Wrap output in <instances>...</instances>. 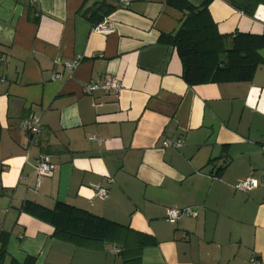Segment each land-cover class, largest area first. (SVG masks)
<instances>
[{
  "label": "crops",
  "instance_id": "0c3cea01",
  "mask_svg": "<svg viewBox=\"0 0 264 264\" xmlns=\"http://www.w3.org/2000/svg\"><path fill=\"white\" fill-rule=\"evenodd\" d=\"M121 1L0 0L3 264L27 256L34 264H123L110 249L124 236L56 233L21 209L27 200L65 202L147 234L153 243L140 264H248L253 256L264 264V63L250 81L188 85L176 49L160 39L177 31L184 12L167 0ZM208 10L220 34L264 32V2L252 15L227 0H211ZM103 22L110 33L92 31ZM107 76L121 81L117 93L85 91ZM32 116L42 122L35 136L20 126ZM164 139L184 145L163 148ZM40 153L51 156L49 175L38 173ZM249 175L261 185L234 189ZM170 207L197 215L171 224Z\"/></svg>",
  "mask_w": 264,
  "mask_h": 264
},
{
  "label": "trees",
  "instance_id": "16d2710c",
  "mask_svg": "<svg viewBox=\"0 0 264 264\" xmlns=\"http://www.w3.org/2000/svg\"><path fill=\"white\" fill-rule=\"evenodd\" d=\"M195 6L191 0H167L184 12L176 32L162 34L160 39L173 46L183 65V78L188 85L228 80L250 81L264 58L258 50L264 48V32L254 34L236 31L220 34L216 28L208 4ZM235 9L252 15L264 0H227ZM220 167L217 171L219 174ZM21 209L28 214L52 225L56 233L87 240L104 241L110 232L124 236L121 254L123 264H140L142 249L152 244L147 234L135 233L129 227L109 221L89 211L58 201L47 208L33 201H25ZM134 232V236L133 235ZM132 237V239H131ZM6 256L5 246L0 248V264ZM35 258L27 256L22 264H34ZM10 264H21L12 260Z\"/></svg>",
  "mask_w": 264,
  "mask_h": 264
},
{
  "label": "built area",
  "instance_id": "2783aa9c",
  "mask_svg": "<svg viewBox=\"0 0 264 264\" xmlns=\"http://www.w3.org/2000/svg\"><path fill=\"white\" fill-rule=\"evenodd\" d=\"M36 1V0H32ZM122 3H126L127 1L122 0ZM112 30L111 26L107 22L98 23L96 25H93L92 31L95 33L107 35ZM2 59H0L1 61ZM81 58L79 57L77 60L74 61H67L65 63V67L68 69H73L77 67V65L80 63ZM55 77H59V75H55ZM122 88V83L120 80H118L115 77L107 76L101 80L88 83L85 86V91L88 93H91L93 91L102 89L109 92L117 93ZM20 126L23 131L26 133L35 136L41 132L42 128V122L41 118L39 116H32L28 119H25L21 121ZM90 139L97 140L96 136H91ZM162 147L163 148H181L183 147L184 143L180 139H164L162 141ZM36 167L38 170V173L40 175H49L51 174L54 165L51 161V156L48 153H40L37 156L36 159ZM261 184L259 180L254 177L253 175H249L239 181H237L234 185V189L238 191H244L247 192L249 190L255 189L259 187ZM93 188L97 195L105 198L108 195L109 190L105 187L99 186V185H93ZM197 211L196 209H193L192 207H186V208H177V207H170L167 209V219L171 224H176L178 220L182 216H196ZM111 252L118 254L121 252V248L114 246L110 249ZM248 264H261V261L253 256Z\"/></svg>",
  "mask_w": 264,
  "mask_h": 264
},
{
  "label": "water",
  "instance_id": "95a60500",
  "mask_svg": "<svg viewBox=\"0 0 264 264\" xmlns=\"http://www.w3.org/2000/svg\"><path fill=\"white\" fill-rule=\"evenodd\" d=\"M258 54H259L262 58H264V48L258 50Z\"/></svg>",
  "mask_w": 264,
  "mask_h": 264
}]
</instances>
